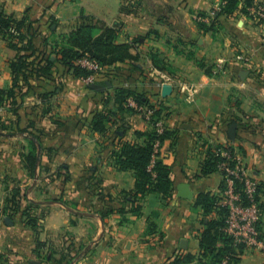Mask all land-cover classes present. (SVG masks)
Instances as JSON below:
<instances>
[{
  "label": "crops",
  "instance_id": "obj_1",
  "mask_svg": "<svg viewBox=\"0 0 264 264\" xmlns=\"http://www.w3.org/2000/svg\"><path fill=\"white\" fill-rule=\"evenodd\" d=\"M262 1L251 0V13ZM246 2L241 0L240 9ZM223 3L0 0L5 14L32 25L37 49L33 59H56V42L89 17L118 29L120 43L138 40L131 50L137 60L104 68L94 78L104 90L91 88L74 69L57 63L48 75L30 77V89L23 84L16 89L18 121L7 101L0 107L1 125H11L0 127V264H172L187 253L196 257L192 264H199L200 234L217 214L206 215L197 204L198 195H224L223 175L202 171L208 151L217 145L232 147L262 184L264 209V37L240 11L220 18L222 32L201 30L195 15L205 14L210 23ZM218 44L223 49L212 55L220 69L206 74L190 48ZM240 52L250 58L244 62ZM20 54L0 35V89L13 87L10 62ZM155 55L168 69L155 66ZM117 88L144 94L162 109L166 129L173 133L161 149L171 167L173 196L149 193L138 200L139 212L125 199L134 193L135 172L121 170L114 152L121 141L144 144L145 138L136 133L153 125L141 113L119 112L113 99L107 106L106 98H114ZM106 107L115 115L102 133L92 128V121ZM30 139L38 144L32 177L23 160ZM182 185L192 199L181 197ZM16 189L23 205L33 204L35 225L28 223L26 211L9 203ZM150 224L156 226L153 233H148ZM260 232L264 242V214ZM240 264H264V249L246 247Z\"/></svg>",
  "mask_w": 264,
  "mask_h": 264
},
{
  "label": "trees",
  "instance_id": "obj_2",
  "mask_svg": "<svg viewBox=\"0 0 264 264\" xmlns=\"http://www.w3.org/2000/svg\"><path fill=\"white\" fill-rule=\"evenodd\" d=\"M241 0H224L221 10L216 13L215 18L210 21L209 24L199 23L198 26L204 32H217V26L219 25L220 18L235 17L238 16V11L247 17L251 16L248 9L251 6V0H247L246 6L240 9ZM87 23L79 25L67 36H64L61 42H56L53 47V51L56 54V59L52 60L51 57H34L37 49L34 44V35L32 32V25L27 23L26 19L17 20L12 16L5 14L0 9V35L5 38L11 48H15L21 54L10 62V68L14 77L13 87L9 90L0 89V107L5 101H7V108L11 111L14 117L18 121L19 105L15 101L16 89H21L23 85L31 88L30 77L44 76L52 72L56 67V64H64L74 69V75L77 77L87 78L92 75L93 72L83 68L78 64V61L84 57L97 62L104 68L116 66L121 63H126L131 60H137L138 56L134 55L131 50L138 42L134 39L133 42L120 43L118 41L120 31L114 27L107 25L104 21L96 20L93 18H87ZM27 33V34H26ZM23 43L22 47L19 44ZM30 52V54L24 53ZM23 53V54H22ZM155 66L159 69H168L157 55L153 57ZM204 68V64H200ZM205 69V68H204ZM206 74L212 75L211 68L205 69ZM27 93L22 95L23 99ZM111 99L115 101L116 107L119 112L135 111L134 108L128 105V100L133 99L137 104L145 106L148 109L153 110L150 122L153 125V129L146 132H137L138 138H145V143H132L129 141H121L119 143V149L114 152L116 161L121 170H132L136 175V183L132 198H126V201L131 202L134 211L139 212L140 207L137 205L138 200L149 194L159 193L164 198L168 199L173 196L174 184L171 179V167L165 163L161 149L166 140L173 137V133L165 129L163 134H159L156 128V118H161L162 109L158 106L151 104L149 99L137 91L117 88L115 90V96L112 98L108 96L106 98V104L110 103ZM139 113V112H138ZM115 112L111 108L99 111L93 118L92 128L96 131L106 133L107 123L111 116H114ZM14 124V123H13ZM16 124V122H15ZM9 128L11 125L6 126L0 123V127ZM13 127V125H12ZM13 130L14 127L12 128ZM19 132H26L25 130L18 129ZM36 139L40 141L36 135ZM159 142L158 148L156 143ZM29 148L27 152L23 153V160L25 168L28 170L29 175L32 177L36 173L38 162V144L35 140L30 139L28 141ZM223 146L217 145L215 149H210L206 160L203 162L202 171L204 175H208L214 172H220L223 175V194L226 190V175L220 169V164L226 161V158L220 154H216V150ZM232 155L234 150L232 147L226 148ZM231 167H235L236 161L230 160ZM238 187L242 188V184L237 181ZM262 184L259 182L257 190L256 201L262 210V217L264 214L263 204L261 202ZM9 199V203L13 204L19 211H26L28 214V223L35 225L36 217H34L30 210L33 204L23 205V199L20 195L19 189L13 191ZM244 203L249 204V200L243 194ZM222 197L216 198L207 193H201L198 195L197 204L202 206L206 215H210L216 212L217 217L208 219L206 223V229H204L199 237L201 252L198 257L199 264H240V256L244 253L246 245L244 243H237L232 235L226 231V220L229 214V210L226 206L222 205L220 201ZM29 212V213H28ZM262 217L257 224L259 232L261 231ZM156 230V226L150 224L149 232L153 233ZM261 233V232H260ZM261 238V234H260ZM262 239V238H261ZM196 260V257L192 254H182L176 257L172 264H192Z\"/></svg>",
  "mask_w": 264,
  "mask_h": 264
},
{
  "label": "built area",
  "instance_id": "obj_3",
  "mask_svg": "<svg viewBox=\"0 0 264 264\" xmlns=\"http://www.w3.org/2000/svg\"><path fill=\"white\" fill-rule=\"evenodd\" d=\"M253 12L254 15L257 13L260 18H264V6L255 7ZM202 21H207V19ZM78 64L93 72L92 75L86 78L88 84H94V78L104 70V67L88 57L80 59ZM189 91L195 92V89L189 88ZM128 105L147 119H151L153 110L137 104L133 99L128 100ZM156 128L159 134L164 133L166 126L162 118H156ZM158 146L159 142L156 143V148ZM226 148L222 147L216 150L217 155L220 154L226 158V161L220 164V169L226 175V190L220 203L229 210L225 229L227 233L234 237L237 243H244L247 247L255 249H264V242L260 238L257 227L262 217V210L256 201L259 181L248 172L242 159L232 155ZM230 160L236 161L234 168L231 167ZM237 181L242 184V188L238 187ZM243 194L249 200L247 205L244 203Z\"/></svg>",
  "mask_w": 264,
  "mask_h": 264
},
{
  "label": "rangeland",
  "instance_id": "obj_4",
  "mask_svg": "<svg viewBox=\"0 0 264 264\" xmlns=\"http://www.w3.org/2000/svg\"><path fill=\"white\" fill-rule=\"evenodd\" d=\"M137 1L138 0H132V4H134V6L137 4ZM252 5V4H251ZM261 6H264V1H262V2H256V4L254 5V7H261ZM253 7V6H252ZM251 7V8H252ZM249 9V11H250V15L251 16H249V18H251V20H252V22L254 23V25H256L258 28H259V30H261L262 31V36L264 37V18H260L258 15H257V13H256V15H254V12L253 13H251L252 12V9ZM209 17H206V15L205 14H201V13H198V14H196L195 15V18H194V20L197 22V24H199V23H206V24H209L207 21H202L203 19H208ZM200 19H201V21H200ZM217 30H218V32L221 30V32H222V30H224V29H222V27H218L217 26ZM222 43H223V41H222ZM228 42H226V44H227ZM224 46V45H223ZM208 46H205V48H198V46L197 45H194L193 47H191L190 49H194V51H193V53H194V56H193V60L195 61V62H199L200 64L201 63H203L204 64V68L205 69H207V68H211V70L212 69H220V64L221 63H219V65H218V62L217 63H214L213 64V55H212V52H218L219 51V49L220 50H222L223 49V47L222 46H219V44L218 45H216V46H214V47H212V46H209V49L207 48ZM182 48H184V49H186L185 47H182ZM238 49V48H237ZM187 51V50H186ZM189 51H190V53H189ZM189 54H191V50H188L187 51ZM187 53V54H188ZM197 53H198V55H197ZM241 54H239V55H242V57H239V59H244V62H245V59H247V58H250L249 56H248V54L246 53V52H240ZM196 54V55H195ZM202 56H204V57H202ZM189 57V56H188ZM190 58V57H189ZM203 68V69H204ZM219 72V71H218Z\"/></svg>",
  "mask_w": 264,
  "mask_h": 264
},
{
  "label": "water",
  "instance_id": "obj_5",
  "mask_svg": "<svg viewBox=\"0 0 264 264\" xmlns=\"http://www.w3.org/2000/svg\"><path fill=\"white\" fill-rule=\"evenodd\" d=\"M246 72L243 73V75H245ZM91 88L96 89V90H104L103 86H100L98 84H91L90 85ZM235 127L232 128V132L234 131ZM180 192H181V197L185 198V199H192L193 194L189 191L187 185H182L180 187Z\"/></svg>",
  "mask_w": 264,
  "mask_h": 264
}]
</instances>
